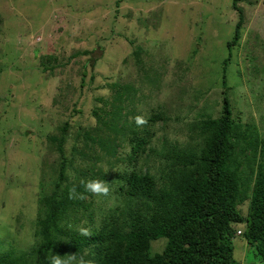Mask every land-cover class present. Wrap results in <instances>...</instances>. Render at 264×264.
Instances as JSON below:
<instances>
[{
  "label": "rangeland",
  "instance_id": "374dc122",
  "mask_svg": "<svg viewBox=\"0 0 264 264\" xmlns=\"http://www.w3.org/2000/svg\"><path fill=\"white\" fill-rule=\"evenodd\" d=\"M231 2L0 0L1 252L34 245L40 183L49 185L58 160L46 137L65 121L71 133L94 126L92 110L110 94L108 83L134 84L140 101L126 118L143 117L155 139L165 132L170 140L184 141L188 123L218 115L223 89L233 115L264 135V0L239 2L245 21L229 56L227 41L238 20ZM137 46L142 50L135 57ZM47 55L56 60L45 71L41 61ZM157 112L161 119L154 117ZM74 142L79 144L70 136L67 155ZM126 149L112 164H99L108 172L111 192L114 172L131 166L123 159ZM50 157L53 164L43 171L42 161ZM114 198L110 193L94 201L106 210L118 203ZM242 206L246 212V203ZM162 245L154 242L156 250ZM233 245L236 258L256 261H249L253 255L245 253L243 237L233 238Z\"/></svg>",
  "mask_w": 264,
  "mask_h": 264
},
{
  "label": "trees",
  "instance_id": "16d2710c",
  "mask_svg": "<svg viewBox=\"0 0 264 264\" xmlns=\"http://www.w3.org/2000/svg\"><path fill=\"white\" fill-rule=\"evenodd\" d=\"M240 1L231 2L238 20L232 41H227L229 56L245 21ZM141 50L139 46L133 50L135 57ZM55 60L53 55L43 57V70H52ZM222 84L227 85L225 74ZM107 86L110 94L92 110L94 126L76 127L71 133L65 121L58 133L47 135L48 148L58 160L49 185L40 183L36 241L27 250L0 251V264H55L57 259L61 264L264 262V135L253 123L233 115L226 90L218 115L191 121L186 139L179 141L170 140L165 132L155 139L147 123L127 120L129 107L140 101L132 82ZM154 117L162 118L160 112ZM70 136L79 144L74 142L67 155ZM126 147L123 159L131 166L114 172L111 182L116 187L111 194L118 203L105 210L95 203V196L84 192L81 181H109L99 164H112ZM50 160L42 161L43 171L53 164ZM73 187L85 198L69 199ZM237 236L246 241L245 253L253 255L249 261H256L234 256ZM157 240L163 242L161 250L154 247Z\"/></svg>",
  "mask_w": 264,
  "mask_h": 264
},
{
  "label": "clouds",
  "instance_id": "9594fccd",
  "mask_svg": "<svg viewBox=\"0 0 264 264\" xmlns=\"http://www.w3.org/2000/svg\"><path fill=\"white\" fill-rule=\"evenodd\" d=\"M137 125H143L146 123V120L143 117H136ZM84 192L90 193L95 197H108L111 193V188L109 183L106 180H101L99 178L89 179L87 181H81ZM84 199V193L77 191L76 187H73L69 192V199ZM84 235H88L86 230L83 231ZM55 264H61L60 260H56Z\"/></svg>",
  "mask_w": 264,
  "mask_h": 264
}]
</instances>
